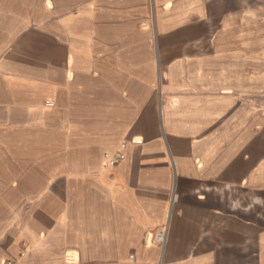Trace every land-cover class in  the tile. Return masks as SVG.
I'll return each instance as SVG.
<instances>
[{"label": "crops", "instance_id": "obj_1", "mask_svg": "<svg viewBox=\"0 0 264 264\" xmlns=\"http://www.w3.org/2000/svg\"><path fill=\"white\" fill-rule=\"evenodd\" d=\"M4 260L264 264V0H0Z\"/></svg>", "mask_w": 264, "mask_h": 264}, {"label": "built area", "instance_id": "obj_2", "mask_svg": "<svg viewBox=\"0 0 264 264\" xmlns=\"http://www.w3.org/2000/svg\"><path fill=\"white\" fill-rule=\"evenodd\" d=\"M133 144H137L138 142H132ZM127 147V143H122L120 145L119 150L114 154L113 156H110L109 154H105L106 162L110 166L117 165L121 160L125 158L124 150ZM166 241V234H159L155 238V242L161 246L165 244ZM14 262L12 260H4L1 262V264H13Z\"/></svg>", "mask_w": 264, "mask_h": 264}]
</instances>
